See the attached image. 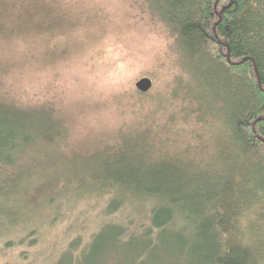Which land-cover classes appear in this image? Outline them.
Segmentation results:
<instances>
[{
    "label": "trees",
    "instance_id": "1",
    "mask_svg": "<svg viewBox=\"0 0 264 264\" xmlns=\"http://www.w3.org/2000/svg\"><path fill=\"white\" fill-rule=\"evenodd\" d=\"M113 31L161 42L150 91L106 99L75 64ZM48 186L146 215L57 264H264V0H0V232Z\"/></svg>",
    "mask_w": 264,
    "mask_h": 264
},
{
    "label": "rangeland",
    "instance_id": "2",
    "mask_svg": "<svg viewBox=\"0 0 264 264\" xmlns=\"http://www.w3.org/2000/svg\"><path fill=\"white\" fill-rule=\"evenodd\" d=\"M103 1L115 3V0H83L89 4ZM107 38L106 42L97 44L90 50L88 58L78 59L75 64L79 67L88 65V83H93L105 98L113 99L120 91L130 89L133 85L135 87L141 79H150L144 75L148 74L152 67L155 72L154 57L161 42L157 45L155 41H151L145 44L143 51L142 48L136 47L138 42L135 40L118 42L114 39V31ZM76 71L79 72L77 69ZM160 75L157 76L168 82L166 71L162 70ZM101 105L104 106L101 110L104 115L114 114L111 103L104 102ZM86 116L88 120L99 117L94 113H88ZM124 120L128 121L127 118ZM54 189L53 186L46 188V201L34 212L38 225H16L14 229L0 232V264H57L66 255L72 256L74 261L77 254H80L79 251L105 224L111 221L121 224L126 222L128 217L141 222L146 216L140 211L127 210L108 219L100 203L77 205L73 200L62 203L59 196L53 198L52 202L48 201L49 194H55ZM30 211L26 212L29 219ZM75 261L77 262V259ZM107 264L126 263L120 254L116 253Z\"/></svg>",
    "mask_w": 264,
    "mask_h": 264
},
{
    "label": "water",
    "instance_id": "3",
    "mask_svg": "<svg viewBox=\"0 0 264 264\" xmlns=\"http://www.w3.org/2000/svg\"><path fill=\"white\" fill-rule=\"evenodd\" d=\"M136 87L138 90H140L141 92H148L151 90V88L153 87V83L150 79L148 78H144L141 79L137 84Z\"/></svg>",
    "mask_w": 264,
    "mask_h": 264
}]
</instances>
